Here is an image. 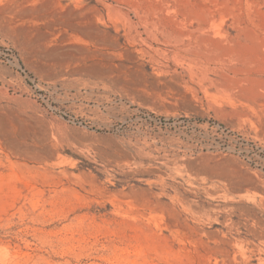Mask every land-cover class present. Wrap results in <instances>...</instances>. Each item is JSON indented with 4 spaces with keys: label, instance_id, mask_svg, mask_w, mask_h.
<instances>
[{
    "label": "rangeland",
    "instance_id": "374dc122",
    "mask_svg": "<svg viewBox=\"0 0 264 264\" xmlns=\"http://www.w3.org/2000/svg\"><path fill=\"white\" fill-rule=\"evenodd\" d=\"M0 264H264V0H0Z\"/></svg>",
    "mask_w": 264,
    "mask_h": 264
}]
</instances>
